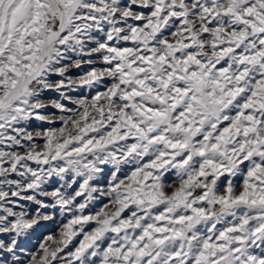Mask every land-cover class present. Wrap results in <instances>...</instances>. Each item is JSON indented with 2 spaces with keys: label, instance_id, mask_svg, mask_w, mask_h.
<instances>
[{
  "label": "snow or ice",
  "instance_id": "snow-or-ice-1",
  "mask_svg": "<svg viewBox=\"0 0 264 264\" xmlns=\"http://www.w3.org/2000/svg\"><path fill=\"white\" fill-rule=\"evenodd\" d=\"M0 264H264V0H0Z\"/></svg>",
  "mask_w": 264,
  "mask_h": 264
},
{
  "label": "rangeland",
  "instance_id": "rangeland-1",
  "mask_svg": "<svg viewBox=\"0 0 264 264\" xmlns=\"http://www.w3.org/2000/svg\"><path fill=\"white\" fill-rule=\"evenodd\" d=\"M84 94H85V95H90V93H88V92H85ZM70 95L78 96L79 93H70ZM41 143H42V142H41ZM94 207H95V206H94Z\"/></svg>",
  "mask_w": 264,
  "mask_h": 264
}]
</instances>
